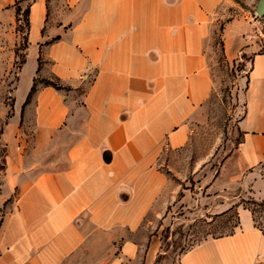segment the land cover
Returning <instances> with one entry per match:
<instances>
[{"label":"crops","instance_id":"1","mask_svg":"<svg viewBox=\"0 0 264 264\" xmlns=\"http://www.w3.org/2000/svg\"><path fill=\"white\" fill-rule=\"evenodd\" d=\"M26 1L27 46L16 66L15 0H0V207L11 200L0 219V264H125L140 250L132 233L179 193L158 161L186 145L205 112L226 0ZM258 22L235 18L220 29L224 59L250 54V67L240 140L204 183L208 210L236 206L238 226L193 245L177 264H264V232L239 203L264 198ZM46 75L70 89L38 85L25 103L34 78Z\"/></svg>","mask_w":264,"mask_h":264},{"label":"rangeland","instance_id":"2","mask_svg":"<svg viewBox=\"0 0 264 264\" xmlns=\"http://www.w3.org/2000/svg\"><path fill=\"white\" fill-rule=\"evenodd\" d=\"M258 0H226L224 17L218 20L214 34L212 52V94L205 103V112L194 124L186 145L178 150L166 152L158 161L162 170L179 184V193L161 217L148 215L140 228L132 233V238L140 244L138 255L125 264H177L181 253L209 237H217L236 230L237 219L233 209L221 214L208 210L212 205L211 195L206 193L204 183L214 176L227 154L240 140L237 122L243 114L244 81L250 67V54L241 55L230 62L224 59L221 50L220 29L233 19L258 20V27L264 31V14H256ZM28 1L21 2L20 19L16 24L19 31V47L26 43L27 27L23 10ZM258 51L261 48H257ZM19 52L16 61L22 60ZM17 66V65H16ZM52 80L51 75L38 79ZM78 88V94L85 86ZM4 148L0 146V167ZM264 173V161L258 167ZM187 194V198H183ZM232 196V192L228 194ZM264 201L248 194L239 199L245 206H253L251 201ZM8 200L0 207V219L10 207ZM236 207V206H235ZM259 209V208H258ZM237 211V210H236ZM256 219L264 227V208L256 213ZM147 249L152 255L146 256Z\"/></svg>","mask_w":264,"mask_h":264},{"label":"trees","instance_id":"3","mask_svg":"<svg viewBox=\"0 0 264 264\" xmlns=\"http://www.w3.org/2000/svg\"><path fill=\"white\" fill-rule=\"evenodd\" d=\"M22 1H24V0H15V2H14L15 13H16V24L19 22V19H20L19 18L20 17V11H21V5L20 4H21ZM29 7H30V2L28 1V4L26 5L25 9L23 10L24 15L26 17L27 32H28V29H29ZM16 31H19L18 27H16ZM57 38L58 37H56L54 39H57ZM26 46H27V36H26V43L23 44V48H20L19 45L16 47V50H15L16 55L18 56L20 50H23ZM22 60L16 61V65L19 66V64L22 62ZM38 61H39V66H38V70H39V68H41L42 62H41L40 58H39ZM51 76H52V80H47V79H44V78H42V79L34 78L33 84H32V86L30 88V91H29L27 97H26L25 103H27L31 99L33 94L37 91L38 85L52 86V87H54L56 89H65V90H69L70 89L69 86L63 85L58 77H56L54 75H51ZM251 204L253 206H245V207L250 210V212L252 214L253 221H254V225L256 227H258L262 232H264V227L256 219V213L261 208H264V201L256 202V201L252 200ZM230 209L234 210L235 215H236V219H237L236 225H238V216H237L236 207L232 206Z\"/></svg>","mask_w":264,"mask_h":264},{"label":"water","instance_id":"4","mask_svg":"<svg viewBox=\"0 0 264 264\" xmlns=\"http://www.w3.org/2000/svg\"><path fill=\"white\" fill-rule=\"evenodd\" d=\"M255 12L259 16H262L264 14V0L257 1Z\"/></svg>","mask_w":264,"mask_h":264}]
</instances>
